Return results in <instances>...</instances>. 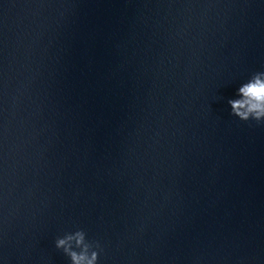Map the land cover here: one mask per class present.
<instances>
[{
  "label": "clouds",
  "instance_id": "1",
  "mask_svg": "<svg viewBox=\"0 0 264 264\" xmlns=\"http://www.w3.org/2000/svg\"><path fill=\"white\" fill-rule=\"evenodd\" d=\"M239 93L243 97L242 99L230 101L233 112L243 120L254 117L259 120L264 117V74H257L250 82L243 85L239 89ZM77 243L82 242L83 236L81 233L76 234ZM71 240L72 237H68ZM66 244V240H59L57 242L58 247H62ZM74 264H82L86 260L83 255H77L71 253ZM96 258V254L93 253L91 259H87V264H93Z\"/></svg>",
  "mask_w": 264,
  "mask_h": 264
}]
</instances>
